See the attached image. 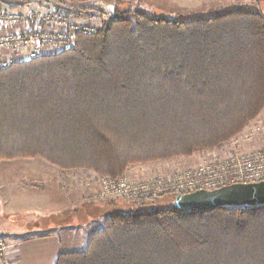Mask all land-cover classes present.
Instances as JSON below:
<instances>
[{"label":"trees","instance_id":"trees-1","mask_svg":"<svg viewBox=\"0 0 264 264\" xmlns=\"http://www.w3.org/2000/svg\"><path fill=\"white\" fill-rule=\"evenodd\" d=\"M94 10L96 33L69 50L0 69V161L118 178L136 162L219 148L263 109L259 13ZM55 264H264V206L113 213Z\"/></svg>","mask_w":264,"mask_h":264},{"label":"built area","instance_id":"built-area-1","mask_svg":"<svg viewBox=\"0 0 264 264\" xmlns=\"http://www.w3.org/2000/svg\"><path fill=\"white\" fill-rule=\"evenodd\" d=\"M97 23L95 15L73 7H58L51 11L31 7L27 12L0 10V67L69 50L77 35L96 33ZM245 140L242 137L236 147L238 151L227 156L213 158L183 172L156 175L145 184L134 183L126 176L101 179L92 198L110 201L124 198L129 201L149 197L150 193L156 196L164 192L178 195L262 181L264 148L247 150ZM0 264H18L12 258L6 241H0Z\"/></svg>","mask_w":264,"mask_h":264},{"label":"rangeland","instance_id":"rangeland-1","mask_svg":"<svg viewBox=\"0 0 264 264\" xmlns=\"http://www.w3.org/2000/svg\"><path fill=\"white\" fill-rule=\"evenodd\" d=\"M113 3L114 7H116L119 11H138L154 17H165L175 20L205 18L215 14H222L238 9L257 12L264 18V0H125V2L122 0H114ZM91 9L88 10L89 14H93L99 18V16L96 15L97 12L94 8ZM97 20V25L99 26V19ZM49 54L55 53H47V55ZM0 69L3 68L0 67ZM242 137L246 139V144L244 146L247 150H259L264 148V107L259 115L246 125V127L239 134L235 135L219 148L199 151L190 157H179L169 160L147 161L140 163L136 162L127 166L120 177L126 176V178L130 179L134 183H139L141 185L147 183L149 179L154 178L156 175L164 174L166 176V174L171 175L175 171L183 172L184 170L192 169L198 166L202 162L209 161L216 157L220 158L221 156H227L232 152L238 151L236 147L237 145H240L239 140H241ZM15 160L32 162H23L28 169L17 166L6 167L7 165H10L9 163H12ZM32 165H40L41 167L44 166L47 167V169H51L53 177L52 186H60L63 191L67 193L70 201L75 202L73 207L76 205L85 207V209L89 211L88 213L90 215L93 214V223L92 225L90 224V228H93L90 230V233H88L90 234L88 242L93 234L102 229L104 222L110 214L124 212L143 213L157 209L170 208L174 197L176 196L173 193L167 194L164 192V194L158 195L159 197L156 196V194L153 195L150 193L149 197L130 199L129 201L124 198L114 200V202H110V200H95L92 198V194L95 192L96 184L99 183L101 179L110 177L101 176L92 170L86 169L63 170L41 158L1 160L0 187L3 184L5 187L6 182L16 181L17 183H20L33 178H35L36 181L38 177H48V175L42 172L30 173L32 172L30 170L32 169ZM26 171L28 173H26ZM145 190L146 188L144 191ZM153 196H156V198ZM2 197L6 198L5 190H0V198ZM70 207L72 208V206L68 205L69 209ZM87 211H85V214ZM88 213L86 215H89ZM86 215L83 217L75 216V218H72L73 216H66L65 219L59 220L51 218L48 222L53 221V224H56L59 221L66 224H77L78 226H82L89 218L86 217ZM5 220H13V218L8 217L5 218ZM39 222L47 227L49 226L47 221L40 220L38 221V224ZM85 229H88L87 226H85ZM1 241L6 240L2 239Z\"/></svg>","mask_w":264,"mask_h":264},{"label":"crops","instance_id":"crops-1","mask_svg":"<svg viewBox=\"0 0 264 264\" xmlns=\"http://www.w3.org/2000/svg\"><path fill=\"white\" fill-rule=\"evenodd\" d=\"M113 1L0 0V10L27 12L31 7L50 11L58 7H73L83 10L85 13H89L88 10L91 8L110 13L117 9L114 7ZM122 1L125 2V0ZM23 162L32 161L15 160L6 167L27 168ZM31 168L32 172L30 173L42 172L48 177H38L36 181L33 178L20 183L16 181L6 182L5 187L4 184L0 187V190L6 191V198H0V241L6 240L10 254L18 264H55L60 254L85 249L90 237L88 233L93 228H90L93 223V214L90 215L85 207L79 205L73 207L75 202L70 201L67 193L58 185L52 186L51 169L40 165H32ZM26 173L28 172L26 171ZM68 205L72 208L69 209ZM85 211L89 215H86ZM83 214L89 218L82 226L59 221L56 224H53V221L48 222L51 218L59 220L65 219L66 216L75 218V216ZM8 217L13 218V220H5ZM40 220L47 221L49 226L40 224V222L38 224ZM85 226L88 229H85Z\"/></svg>","mask_w":264,"mask_h":264},{"label":"water","instance_id":"water-1","mask_svg":"<svg viewBox=\"0 0 264 264\" xmlns=\"http://www.w3.org/2000/svg\"><path fill=\"white\" fill-rule=\"evenodd\" d=\"M172 206L180 210L210 211L221 207L264 206V180L233 184L213 191L199 190L174 197Z\"/></svg>","mask_w":264,"mask_h":264},{"label":"bare ground","instance_id":"bare-ground-1","mask_svg":"<svg viewBox=\"0 0 264 264\" xmlns=\"http://www.w3.org/2000/svg\"><path fill=\"white\" fill-rule=\"evenodd\" d=\"M229 186V185H228ZM196 191H199V190H196ZM206 191V190H205ZM213 191V190H212ZM193 192H195V191H193ZM193 192H189V193H193ZM184 194H188V193H184Z\"/></svg>","mask_w":264,"mask_h":264}]
</instances>
